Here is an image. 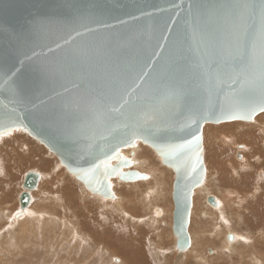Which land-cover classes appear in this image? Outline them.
Instances as JSON below:
<instances>
[{
	"label": "water",
	"instance_id": "95a60500",
	"mask_svg": "<svg viewBox=\"0 0 264 264\" xmlns=\"http://www.w3.org/2000/svg\"><path fill=\"white\" fill-rule=\"evenodd\" d=\"M223 2L0 0V140L12 132L26 134L52 153L91 194L104 199L114 198L111 179L134 182L145 178L135 170L121 171L131 168V162L119 151L138 142L148 146L174 173L173 233L181 254L188 249L193 192L205 179L202 140L179 159L166 158L163 150L201 136L204 124L254 123V117L264 112L256 108L250 119L247 110L235 113L243 118L222 114L221 107L227 106L231 97L232 81L224 78L216 83L211 79L201 51L192 41L197 10L205 19ZM65 39L73 42L65 44ZM69 50L86 55L80 64H69L68 75L49 78L44 66L63 61ZM251 51L252 38L247 37L245 60L237 62L240 70L249 68ZM141 70L150 73L144 87L159 110L156 122L145 125L135 136L131 128L124 127L128 121L123 117L94 123L91 110L81 99L93 98L102 104L100 93L107 90L104 86L111 74L120 72L125 83L131 84ZM132 100L141 103L135 96ZM5 113L11 114V120ZM105 152L110 159L108 174L101 167L85 176L94 157L105 158ZM39 179L33 171L24 175L23 192L18 197L21 210L29 205L30 192L37 189ZM208 202L215 206L213 197L209 196Z\"/></svg>",
	"mask_w": 264,
	"mask_h": 264
},
{
	"label": "rangeland",
	"instance_id": "374dc122",
	"mask_svg": "<svg viewBox=\"0 0 264 264\" xmlns=\"http://www.w3.org/2000/svg\"><path fill=\"white\" fill-rule=\"evenodd\" d=\"M262 114H264V112H262ZM261 120L262 119L258 121V119H256L254 123H242V121L237 122V120L219 124L207 123L203 125L201 135L203 165L205 168V179L203 181V185H205L209 189L211 197H216L221 201L224 199L227 200V218L224 217L222 221L224 222L228 220V228L230 229V231H232V233L234 232V234H236L237 236L248 237L250 242L249 244L246 243V245L248 244V247L255 246L259 250V254H257L255 251L248 254V252H250V249L248 248H243V250H248V252L244 250L247 255H245V253L243 254L242 250L241 253V246L244 245V242L241 240L239 241L241 246H237L238 248L235 251L228 252L227 256L217 253V248L213 246H207L204 254L201 253V255L198 256L188 253V249L180 254L176 249L177 237L173 233L172 222L173 201L171 190L173 187L174 173L171 168L163 166L162 163L160 164V158H158L156 153H154V151H152L148 146L144 145L143 147L141 146V143L140 145L138 143L140 148H138L137 146V151L134 155L136 157L132 158L140 159L139 163H144L142 165L145 168H150V171L153 174L158 173L159 170L161 172L164 169L166 170V172L163 171V183H165L164 188L165 191H167V194L165 198H163L162 203L156 204L154 202V196L151 193V186L153 185L152 181L151 183H148L146 185H141L145 183L138 182L141 183V186L138 189L137 187H132V184L134 183H127L130 186L129 188H127L128 185L126 184V182H124L123 184L121 183L122 185H120L119 183L113 181V186L115 188H113V190L114 192L118 190L115 193L116 195H120L123 198L124 194L127 199L132 201V204L127 205L126 209L129 208V212L133 213V218L135 216L136 218H143L148 215L147 209L141 202V194L148 193V199L151 202V206L153 208H164L167 212V218L160 221V228L154 227L150 223H147L146 220L138 222L136 218L132 220L126 219L124 214L122 213L125 211H115L111 201L102 200V198L98 196L90 195L83 188L84 186L81 184V182L74 176L73 179L72 175L68 173L63 166L60 165L58 159L44 146L34 141L33 139H30V141L29 139H27L29 145L23 147L25 146L23 144V140L17 135L21 134L22 136H24L26 134L22 132H12L8 136L0 140V264H51L52 261V263H55V260L56 262H58L59 259L61 260L60 263L58 262L59 264H97L96 261L98 259V256L94 257L91 249L90 252L87 251V253H80L77 251V249H75L76 247H74V241L70 239V237H73L72 233L75 231V234L77 233L80 236L85 234L88 238L93 237L91 238V240L95 244L98 241L100 242V240H104L103 238L105 235L110 234L109 236H106L107 238H105L104 243L107 242L111 244V246H113L117 241L118 245L123 242L121 243L122 245L120 244L118 247L122 246L121 249H123L124 251L125 249L127 250V247L130 246V251L127 250L126 253L128 256H132L129 257V260H131L129 261L130 263L133 262L134 258H138V260L140 259L141 261H147V264H250V262H252L251 258H254L258 264H264V261L261 259V255H263L262 252H264V213L258 216V218H261L259 220H257V217L255 216L257 210L259 209V205L256 203V201L260 202V200H256V198H258V195L262 193L258 191V194H254L253 188V185L257 184V179H261L262 181H264V178L262 177L264 176V147H262V152L259 151L258 156H260V158L258 157V163H252V165H244L245 161L247 162L245 157L248 156V152L244 151V144L237 140V143L234 144L233 142H229L228 144L226 143V146L221 144L222 142L220 140V138L223 136L229 137V135H232V131H235L236 133L238 129H242V132H244L245 134H249L250 129H252L253 127H251L250 129H247L246 127L244 131L239 124L245 123L247 126H256L257 124H259L257 122L264 123V119L263 121ZM233 126L236 130L233 128ZM227 131L230 132V134L226 133ZM14 137L18 139L15 142L11 140ZM234 139L235 138H233V140ZM214 144L216 145L214 146ZM234 145H241V148L243 147V149H241L239 146L234 147ZM144 148L147 150H145ZM226 148L228 149V151ZM10 156L12 157V159ZM236 163L240 164V170H237L235 168ZM242 166H244V168ZM245 166H249L250 169H246ZM154 170H156L157 172ZM29 171L38 173L39 175H41L40 179H42V177L43 179L41 180L42 183H40L39 188H37V190H35V192L33 193L34 196L32 198L30 206L25 210L23 216L19 217L18 197L23 192L22 184L24 175ZM232 171H235L237 174L234 175ZM248 175H252L254 181L252 180L249 185L243 187L242 191H233L236 187L238 188L244 185V177ZM147 176L150 175L148 174ZM119 191L122 192L120 193ZM98 198L99 200H97ZM261 202L263 203V200ZM104 206L105 208L102 209V207ZM211 207L213 206L211 205ZM201 209H205L204 203L201 195L197 194V196L195 197L194 205L192 203L189 222L187 225V230H192L193 233L200 232L202 230L200 228L211 231L215 225L219 226V222L216 218L213 222L209 219H203L200 215V212L202 211ZM37 210H39L43 215V217H41L42 220L37 219L36 216V220H39L40 224L37 223L34 218V213H40ZM194 210L197 214H194ZM197 215H199L200 217ZM106 217L108 218V220L104 219ZM14 218H18L15 219L17 221H19V219L22 221H19L17 224H9L10 226L7 225V223L12 221ZM32 220V223L36 222V225L35 223L34 225L31 224L32 230L27 231L26 229H30V226H24V236L22 238H17L19 237L18 235H20V226L30 224ZM198 220H200V222H198ZM258 221L259 223H257ZM164 222L166 224H164ZM117 223L119 224V226L121 224V226L118 227ZM195 225L197 228H200L197 229ZM71 226H73V228ZM104 226L105 228H103ZM108 226H110V228H108L107 230ZM65 227H68V230ZM223 227H225V225H223ZM63 228H65L67 232L70 231L71 233L65 232ZM128 228L130 229V231ZM99 229L101 230L99 231ZM131 229L132 231H134L132 232ZM104 230L106 234L104 233ZM120 230L121 232L118 233ZM79 231H81L82 234L79 233ZM112 232L114 233L112 234ZM126 232L130 234L128 235ZM153 232H155V234H150ZM227 232H229V230ZM132 233L134 234V237L131 236ZM135 233H141V236ZM25 234H28L31 237L28 238V235L25 236ZM118 234L122 235L119 236ZM156 234H163V237H161L159 242V236L156 238ZM94 236L97 237V239ZM116 236L120 241L117 240ZM123 237L125 239H123ZM138 237H141L142 239L139 238L138 240ZM150 238L154 240L153 243H156L154 247L150 243ZM43 239L46 241L49 240L48 242L50 243V245L46 244ZM115 239L116 241L113 242V240ZM237 239L239 240V238ZM219 240L220 237L219 239H217L218 242L216 241V246L219 245ZM128 243L129 245H127ZM132 243H134V245ZM123 244L125 247L123 246ZM89 245L91 246V243H89ZM100 247L102 251L104 250L106 252V254L100 252V258H106L104 260L105 262H109L108 255L113 253L117 254V252H119L117 248L116 251H113L111 249H108L106 246ZM154 248L156 250H161L160 255L162 257L158 255ZM154 252H156V254ZM256 254L261 255L257 256ZM195 256L197 259L195 258ZM206 256H208L209 258ZM56 258H58V260ZM112 259V263L114 264H118L119 262L120 264H125L120 255L115 257L113 256Z\"/></svg>",
	"mask_w": 264,
	"mask_h": 264
},
{
	"label": "snow or ice",
	"instance_id": "6c2138e0",
	"mask_svg": "<svg viewBox=\"0 0 264 264\" xmlns=\"http://www.w3.org/2000/svg\"><path fill=\"white\" fill-rule=\"evenodd\" d=\"M247 37L252 38L251 63L247 70H240L237 62L243 63L245 60V38ZM192 41L201 51V57L204 59V66L208 69L210 78L216 83H222L224 78L232 81L231 97L228 105L221 107L222 114L233 118H243L235 117V113L247 110L250 119L251 112L256 108L264 111V0H225L215 6L213 14L205 19L200 18L198 9ZM72 42L65 39V44ZM184 43L191 47L190 42L184 41ZM58 47L61 46L58 45ZM84 55L86 53L82 51L69 50L65 53L63 61H53L45 65L43 71L53 80L66 76L69 73V64H80L81 57ZM179 55L183 58V51ZM148 76L150 73L141 70L132 79L131 84H126L122 73H113L104 86L107 90L100 93L103 99L102 104L93 98H82L80 102L89 107L94 123L106 124L114 117H123L128 121L124 127L131 128L135 136L145 125L154 124L159 116V110L151 103L152 93L144 87ZM237 84L239 88L235 87ZM23 90L21 86V91ZM142 91L143 95H141ZM133 96L141 103L133 102ZM193 114H196L195 110ZM4 115L11 120V114ZM200 141L201 136H193L184 143L170 144L163 150V155L166 158L179 159L190 152L193 145L198 146ZM103 156L105 158L94 157L92 166L84 170L85 176L98 172L101 167L105 169V175L108 174L110 159L107 158V152L103 153ZM196 159L199 161V155ZM97 160L99 163L95 162ZM189 167L192 171L196 170L191 163ZM177 171L179 172L180 169L177 168Z\"/></svg>",
	"mask_w": 264,
	"mask_h": 264
},
{
	"label": "bare ground",
	"instance_id": "6f19581e",
	"mask_svg": "<svg viewBox=\"0 0 264 264\" xmlns=\"http://www.w3.org/2000/svg\"><path fill=\"white\" fill-rule=\"evenodd\" d=\"M258 119V121L260 120V119H262L261 121H263V119H264V114H262V113H259V114H257L255 117H254V119ZM256 119H255V121H256ZM254 121V122H255ZM238 122V121H237ZM241 123V122H240ZM243 123V122H242ZM257 123H259V124H257L256 126H247L245 123L244 124H239L240 125V127L241 128H243V130L247 127V129H250L251 127H253L252 129H250V131H249V134H245L244 132H242L241 130H239L238 128V130L236 131V133H235V131H232V135H229V137H221L220 138V140H221V144H223V145H226V143L228 144L229 142H233L234 144L235 143H237V140L239 141V142H242L243 144H244V151H246V152H248V156L247 157H245L246 158V160H247V162L245 161V163H244V165L246 164V165H252V163H258V157L260 158V156H258L259 155V151H261L262 152V147H264V123H262V122H257ZM235 124H238V123H235ZM229 125V124H228ZM232 126V125H231ZM235 126V125H234ZM233 126V128L235 129V127ZM229 129V128H228ZM227 130V129H226ZM236 130V129H235ZM245 131V130H244ZM248 132V131H247ZM226 133H229L230 134V132H226ZM217 136H219V135H217ZM233 138H235L234 140H233ZM214 142V141H213ZM139 143V145H140V142H138ZM138 143L136 144V145H134L133 147H131V148H128V149H123V150H121V151H119V155L123 158V159H126V160H128V161H130L131 162V168H122V172L124 173V172H127V171H129V170H135V171H137V172H139V173H142L143 175H144V179H142V180H139V181H134V182H126V184L128 183V184H130V183H134V184H132V187H137V189L138 188H140V186L141 185H146V184H148V183H151V181H152V183H153V185L151 186V193L153 194V196H154V202L156 203V204H160V203H162V201H163V198H165V196H166V192L167 191H165V188H164V184L165 183H163V175H164V173H163V171H165L166 172V170L164 169V170H162V172L159 170V172L158 173H152L151 171H150V168H145L142 164H144V163H142V164H140L139 163V160L140 159H138V158H132V157H136V156H134L135 155V152L137 151V146H138V148H140L139 147V145H138ZM216 144H214V146H215ZM141 146H143L144 147V145L141 143ZM146 146V145H145ZM219 146V145H218ZM227 146V145H226ZM240 147L241 148V145H234V147ZM146 148V147H145ZM144 148V149H145ZM222 148V147H221ZM142 149V148H141ZM149 149V148H148ZM151 149V148H150ZM213 149V148H212ZM219 149V148H218ZM224 149V148H223ZM227 149V148H226ZM241 149H243V147L241 148ZM143 150V149H142ZM141 150V151H142ZM145 150H147V149H145ZM152 150V149H151ZM153 151V150H152ZM225 151V150H224ZM227 151H228V149H227ZM137 154H138V152H137ZM142 154V153H141ZM221 155H223V154H221ZM11 157V156H10ZM159 158V157H158ZM11 159H12V157H11ZM14 159V158H13ZM221 160V159H220ZM226 160V159H225ZM142 161V160H141ZM140 161V162H141ZM159 162H160V164H161V161L159 160ZM220 164V163H219ZM162 166V165H161ZM163 166H165V165H163ZM165 167H167V166H165ZM243 168H244V166H242ZM168 168V167H167ZM235 168L237 169V170H240V164H235ZM245 168L246 169H250L249 168V166H245ZM163 169V168H162ZM144 170H146V171H144ZM148 171V172H147ZM150 171V172H149ZM154 171H156V170H154ZM157 172V171H156ZM233 173H234V175L235 174H237L235 171H232ZM150 175V176H147V175ZM166 175V174H165ZM41 176V175H40ZM73 177V176H72ZM263 178H264V176H262ZM148 178V179H147ZM42 179H43V177H42ZM42 179H39V183H38V186H37V188H39V185H40V183H42L41 182V180ZM73 179H74V177H73ZM154 179V180H153ZM112 180V181H111ZM110 181H111V183H110V187H111V190H112V192H113V194H114V198H112V199H104L103 197H101V196H98V197H100V198H102V200H107V201H111L112 202V206H113V208L115 209V211H125V212H122L123 214H124V216H125V218L126 219H135L136 218V216L133 218V213L132 212H129V208H127L126 209V206L127 205H131L132 204V201L131 200H129V199H127L126 197H125V195L123 194V196L126 198H122L120 195H116L115 193L118 191H116V192H114V190H113V188H114V186H113V181H115V182H117V183H119L120 185H122L124 182H122V181H120V179L118 178V177H115L114 178V180L113 179H111ZM145 180V181H144ZM254 181V179H253V176L252 175H248V176H245L244 177V185L242 186V187H236L233 191H236V190H239V191H242L243 190V187H246L247 185H249L250 184V182L251 181ZM65 182V181H64ZM81 182V181H80ZM137 182V183H136ZM138 182H141V183H145V184H141V183H138ZM6 183V182H5ZM122 183V184H121ZM256 183L257 184H255V185H253V188H254V194H258V191L260 192V193H262V194H260V195H258L259 197L258 198H256V200L257 199H259L260 200V202L259 201H256V203L259 205V209L257 210V212H256V217H257V220H259V219H261V218H258V216H260V214H262V213H264V181H262L261 179H257L256 180ZM7 184V183H6ZM81 184L84 186V184L81 182ZM126 184H124V185H126ZM127 184V185H128ZM141 184V185H140ZM75 186V185H74ZM9 187V186H8ZM130 186L128 185V187L127 188H129ZM90 195H93V194H91L86 188H85V186L83 187ZM164 188V189H163ZM69 189V188H68ZM115 189V188H114ZM2 190H4V189H2ZM7 190V189H6ZM37 190V189H36ZM167 190V189H166ZM172 191V190H171ZM35 192V190H33V191H31L30 192V197H31V201H30V203H29V205L25 208V209H23V210H21L20 209V207H19V217H22L23 216V214H24V212H25V210L30 206V204H31V202H32V198H33V196H34V193ZM69 192V191H68ZM72 192H74V191H72ZM120 192V191H119ZM122 192V191H121ZM120 192V193H121ZM88 194V195H89ZM197 194H200L201 195V197H202V200H203V203H204V208L205 209H201L200 211V215H201V217L203 218V219H209L210 221H214L215 220V218L218 220V222H219V226H217V225H215L214 227H213V229L211 230V231H207V230H205V229H203V228H200V229H202L200 232H192V230L190 231V230H188V234H189V242H188V250H187V252L188 253H191V254H193V255H196V256H198V255H201V253L202 254H204V252H205V249H206V247L207 246H213V247H216L217 248V253H219L220 255H224V256H227V253L228 252H232V251H235L238 247L237 246H241V244H240V240L241 241H243L244 242V245L243 246H241V248L242 249H240V252H241V250H242V252H243V254L245 253V255H247V253L244 251V250H246V249H244L243 250V248H248V249H250V252H248V250H246L247 252H248V254L249 253H251V252H256L257 254H259V250L255 247V246H250V247H248L247 245L249 244V242H250V240L248 239V237H244V236H237L236 234H234V232L232 233V231H230V229L228 228V220H226V221H222L223 220V218L224 217H226L227 218V212H226V206L228 205V202H227V200L226 199H224V200H220V199H218V198H214V200H215V206H213L212 204H210L209 202H208V197L209 196H211L210 194V192H209V189L205 186V185H203V183L199 186V187H197L195 190H194V192H193V205H194V203H195V197L197 196ZM63 196H64V194H63ZM68 196V195H67ZM71 196V195H70ZM74 196V195H73ZM128 196V195H127ZM260 196H261V198H260ZM66 197V196H65ZM93 197V196H92ZM141 202H142V204L144 205V207L147 209V211H148V215L146 216V217H143V218H136L137 219V221L139 222V221H143V220H146L147 221V223H150L151 225H153L154 227H159V226H161V223H160V221L161 220H163V219H165V218H167V216H166V210L164 209V208H153L152 206H151V202H150V200L148 199V193H142L141 194ZM97 198V197H96ZM230 198V197H229ZM97 200H99V198L97 199ZM263 200V203L261 202ZM66 202V201H65ZM74 202V201H73ZM101 202V201H100ZM99 202V203H100ZM19 203V202H18ZM140 203V202H139ZM68 204V203H67ZM72 204H74V203H72ZM106 204V203H105ZM104 204V205H105ZM146 204V205H145ZM210 204V205H209ZM69 205V204H68ZM102 205V204H101ZM211 205L213 206V207H211ZM107 206H108V204H107ZM153 206H154V204H153ZM192 207V206H191ZM103 208H105V206L104 207H102V209ZM106 208H108V207H106ZM109 208H111V207H109ZM37 211H39V210H37ZM113 211V210H112ZM40 212V211H39ZM114 212V211H113ZM37 213V212H36ZM121 213V214H122ZM135 213V212H134ZM196 213V211L194 210V214ZM197 214V213H196ZM103 215V214H102ZM101 215V216H102ZM105 215H106V213H105ZM158 215V216H157ZM223 215H225V216H223ZM36 216H37V219H40V220H42V218L41 217H43V215L41 214V212L38 214H35L34 213V218H35V221H37V223H39L40 224V221L39 220H36ZM46 216V215H45ZM196 216V215H195ZM197 216H199V215H197ZM200 217V216H199ZM15 219H18V218H14L12 221H10V222H8L7 223V225H9V224H17L19 221H22V220H20L19 219V221H17V220H15ZM104 219H107L108 220V218L106 217V218H104ZM197 219V218H196ZM201 219V218H200ZM256 219V218H255ZM257 220H255V221H257ZM39 221V222H38ZM203 221V220H202ZM206 221V220H205ZM221 221H222V223H221ZM261 221V220H260ZM33 222V220L30 222V224H26V225H22V226H20V229H19V233H20V235H18L19 237H17V238H22L23 236H24V226H30V229H26L27 231H31L32 230V227H31V224H33L34 225V223H35V225H36V222H34V223H32ZM43 222V221H42ZM172 222H173V216H172ZM198 222H200V220H198ZM262 222V221H261ZM260 222V223H261ZM163 223V222H162ZM257 223H259V221L257 222ZM118 224V223H117ZM164 224H166L165 222H164ZM197 224V223H196ZM198 224H200V223H198ZM6 225V226H7ZM38 225V224H37ZM100 225V224H99ZM163 225V224H162ZM223 225H225V227H223ZM264 225V224H263ZM10 226V225H9ZM63 226H66V225H63ZM74 226V225H73ZM73 226H71L72 228H73ZM101 226V225H100ZM120 226H121V224H120ZM119 226V224H118V227H120ZM199 226V225H198ZM11 227H12V225H11ZM96 227V226H95ZM195 227H196V225H195ZM66 228V227H65ZM63 228L64 230H65V232H67L66 231V229L68 228ZM103 228H105V226L103 227ZM108 228H110V226H108L107 227V230H108ZM122 228V227H121ZM124 228V227H123ZM160 228V227H159ZM197 228V227H196ZM195 228V229H196ZM199 228H197V229H199ZM95 229V228H94ZM118 229V228H117ZM129 229V228H128ZM127 229V230H128ZM194 229V230H195ZM35 230V229H34ZM68 230V229H67ZM101 229H99V231H100ZM112 230V229H111ZM161 230V229H160ZM229 230V232H227ZM75 231V230H74ZM129 231H130V229H129ZM131 231H132V229H131ZM134 231V230H133ZM132 231V232H133ZM38 232V231H37ZM64 232V231H63ZM70 231H68L67 233H69ZM76 232V231H75ZM75 232H73L72 234V236L73 237H70V239L72 240V241H74V247H76L75 249H77V251L78 252H80V253H87V251L88 252H90V249L92 250V252H93V254H94V257H97L98 256V259H97V261H96V263L97 264H114V263H112V258H113V256L115 257V256H118V255H120L121 256V258H122V260L125 262V264H147V261H141L140 259L138 260V258L137 259H133V262H129V261H131V260H129V257H132L131 255L130 256H128L126 253H127V250H129L130 251V249L131 248H129V247H127V250L125 249V251L123 250V249H121V247L122 246H120V247H118L121 243H123V242H121L119 245L117 244V242L116 243H114L115 245H113V246H111V244H109V243H104V240H105V238H107L106 236H109V235H105L104 236V240H100V242L98 241V242H96V244L95 243H93V241L91 240V238H93V237H86V235L85 234H83L82 236H80V235H78L77 233L75 234ZM110 232V231H109ZM121 232V230L118 232V233H120ZM137 232V231H136ZM8 233V232H7ZM14 233V232H13ZM18 233V234H19ZM71 233V232H70ZM79 233H81V231H79ZM98 233H100V232H98ZM104 233H105V230H104ZM114 232H112V234H113ZM127 233V232H126ZM138 233V232H137ZM137 233H135V234H137ZM82 234V233H81ZM106 234V233H105ZM108 234V233H107ZM116 234V233H115ZM128 235L130 234V233H127ZM141 234V233H140ZM140 234H137V235H140ZM145 234V233H144ZM148 234V233H147ZM146 234V235H147ZM150 234H155V232H153V233H150ZM232 235V239H228V236L229 235ZM7 235V234H6ZM11 235V234H10ZM26 235H28V234H25V236ZM85 235V236H84ZM117 235V234H116ZM119 235V234H118ZM120 235H122V234H120ZM119 235V236H120ZM126 235V234H125ZM134 234L132 233V235L131 236H133ZM137 235H135V236H137ZM71 236V235H70ZM90 236V235H89ZM141 236V235H140ZM152 236V235H151ZM159 236V238H158V242H159V240L161 239V237H163V234H156L155 235V237L157 238ZM10 237V236H9ZM29 237H31L30 235H28V238ZM95 237V236H94ZM126 237V236H125ZM134 237V236H133ZM219 237H220V240H219V245L218 246H216V241H217V239H219ZM25 238V237H24ZM96 239H97V237H95ZM95 238H94V240H95ZM114 238V237H113ZM116 238H117V236H116ZM122 238V237H121ZM131 238V237H130ZM139 238H141V237H138V240H139ZM237 238H239V240L237 239ZM69 239V240H70ZM102 239V238H101ZM123 239H125L124 237H123ZM142 239V238H141ZM140 239V240H141ZM151 240V245L154 247L155 246V244L156 243H153L154 242V240L152 239V238H150ZM226 239V240H225ZM263 239V238H262ZM261 239V240H262ZM44 240V239H43ZM117 240H119V238H117ZM130 240V239H129ZM128 240V241H129ZM135 240V239H134ZM137 240V239H136ZM264 240V239H263ZM45 241V243L46 244H48V245H50V243L48 242V241H46V240H44ZM107 241V240H106ZM116 241V239L115 240H113V242H115ZM120 241V240H119ZM138 242V241H137ZM157 242V243H158ZM218 242V241H217ZM89 243H91V246L89 245ZM131 243V242H130ZM136 243V242H135ZM234 243V244H233ZM246 243H248L247 245H246ZM117 244V245H116ZM124 244H125V242H124ZM124 244H123V246H124ZM133 245H134V243H132ZM233 244V245H232ZM122 245V244H121ZM127 245H129V243L127 244ZM131 245V244H130ZM232 245V246H231ZM100 246H106L108 249H111V250H113V251H116V248L119 250V252H117V254L116 253H113V254H110V255H108V257H109V259H108V261L109 262H105L104 260L106 259V258H100V252H102L103 254H106V252L103 250H101V247ZM125 247V246H124ZM123 247V248H124ZM134 248V247H133ZM132 248V249H133ZM240 248V247H239ZM153 249V248H152ZM155 249V248H154ZM156 250V249H155ZM128 251V252H129ZM161 250L160 249H158V250H156V252L158 253V255H160V252ZM133 252H134V250H133ZM156 252H154L155 254H156ZM240 252H239V255H240ZM241 252V253H242ZM130 253V252H129ZM128 253V254H129ZM263 253V255H261V259L264 261V252H262ZM132 254V253H131ZM134 254V253H133ZM256 254V255H257ZM218 255V254H217ZM260 255H257V256H260ZM128 256V257H127ZM161 256V255H160ZM196 256H195V258H196ZM243 256V255H242ZM254 256V255H253ZM133 257H134V255H133ZM162 257V256H161ZM206 257H208V256H206ZM215 257V256H214ZM217 257H219V256H217ZM251 257V256H250ZM256 257V256H255ZM55 258V257H54ZM209 258V257H208ZM260 258V257H259ZM57 260H58V258H56ZM197 259V258H196ZM220 259V258H219ZM252 259H254V258H251V261L252 262H250V264H258L257 262H256V260L254 259V260H252ZM96 260V259H95ZM222 260V259H221ZM60 259L58 260V262L60 263ZM115 261V260H114ZM117 261V260H116ZM261 261V260H260ZM259 261V262H260ZM53 262V261H52ZM51 262V264H57L58 262H56V260H55V263H52ZM63 262V261H62ZM58 263V264H59ZM61 264H63V263H61ZM75 264V263H74ZM118 264H120V262L118 263Z\"/></svg>",
	"mask_w": 264,
	"mask_h": 264
},
{
	"label": "crops",
	"instance_id": "0c3cea01",
	"mask_svg": "<svg viewBox=\"0 0 264 264\" xmlns=\"http://www.w3.org/2000/svg\"><path fill=\"white\" fill-rule=\"evenodd\" d=\"M17 136L23 140V144L25 145V146H23V147H26L27 145H29V142H28L27 139H29V141H30V139H31L30 137L24 135L25 137H27V138H25V137L22 136L21 134H20V135H17ZM11 140H12L13 142H15V141H17L18 139H17L16 137H14V138H12ZM25 158H26V157H25Z\"/></svg>",
	"mask_w": 264,
	"mask_h": 264
}]
</instances>
